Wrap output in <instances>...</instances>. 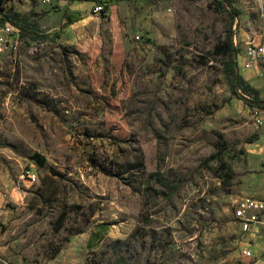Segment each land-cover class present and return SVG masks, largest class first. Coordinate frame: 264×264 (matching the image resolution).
I'll return each mask as SVG.
<instances>
[{"label": "rangeland", "instance_id": "obj_1", "mask_svg": "<svg viewBox=\"0 0 264 264\" xmlns=\"http://www.w3.org/2000/svg\"><path fill=\"white\" fill-rule=\"evenodd\" d=\"M4 1L22 32L0 52V256L264 264L263 232L234 218L264 200V110L233 93L217 50L232 28L264 99V0H226L234 21L224 0H114L63 30L87 0Z\"/></svg>", "mask_w": 264, "mask_h": 264}, {"label": "built area", "instance_id": "obj_2", "mask_svg": "<svg viewBox=\"0 0 264 264\" xmlns=\"http://www.w3.org/2000/svg\"><path fill=\"white\" fill-rule=\"evenodd\" d=\"M50 0H45L48 2ZM5 1L0 0V52L9 49V46L17 51L19 48L20 28L16 27L11 20H7L2 9ZM95 12H99L102 7L97 6ZM10 38V39H8ZM30 185L36 184L40 178L34 171H26L23 174ZM234 218L244 233H253L260 235L264 234V200L254 197H245L238 201L234 207ZM3 231L0 228V240L3 238ZM243 254L245 257H251L252 252L245 249ZM0 264H10L3 257L0 256Z\"/></svg>", "mask_w": 264, "mask_h": 264}, {"label": "trees", "instance_id": "obj_3", "mask_svg": "<svg viewBox=\"0 0 264 264\" xmlns=\"http://www.w3.org/2000/svg\"><path fill=\"white\" fill-rule=\"evenodd\" d=\"M87 1H93L98 6H105L114 0H87ZM226 2H227L226 0L219 2L217 8L220 12L228 13L232 18V20L234 21L237 18L238 13L229 10L226 6L227 4ZM65 13L66 14L64 15V19H66L67 22L61 26L62 30L67 26V24L76 23L83 18V13L78 10L76 11L68 10ZM13 24L16 26L15 23ZM217 50L220 54L229 58V62L227 63L225 70L230 79V84L232 86L233 93L237 96L238 99L243 100L249 106L259 110H264V99L260 98L258 89H255L249 83H247L243 78V76L240 75V73L238 72V62L236 60L238 54V48L235 46L233 41L232 28L229 30L227 43L224 44L223 46L218 47ZM241 89L243 90V92H241Z\"/></svg>", "mask_w": 264, "mask_h": 264}, {"label": "crops", "instance_id": "obj_4", "mask_svg": "<svg viewBox=\"0 0 264 264\" xmlns=\"http://www.w3.org/2000/svg\"><path fill=\"white\" fill-rule=\"evenodd\" d=\"M96 3L93 1H87V2H77L75 1V4L73 5V10H78V11H84L87 10L88 8H91L93 5ZM71 11V10H70ZM83 13V12H82Z\"/></svg>", "mask_w": 264, "mask_h": 264}]
</instances>
